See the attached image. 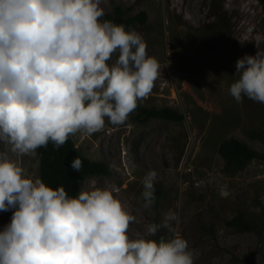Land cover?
Here are the masks:
<instances>
[{"label": "clouds", "instance_id": "9594fccd", "mask_svg": "<svg viewBox=\"0 0 264 264\" xmlns=\"http://www.w3.org/2000/svg\"><path fill=\"white\" fill-rule=\"evenodd\" d=\"M101 0H0V264H195L196 253L168 210L129 235L137 217L119 188L81 187L69 196L18 162L51 142L58 150L106 120L124 124L160 75L142 35L102 20ZM116 59L113 61V57ZM229 94L264 104V50L236 62ZM16 157L17 159H14ZM80 172L82 161L71 162ZM157 173L143 179L142 207L155 202ZM161 229L167 238L155 237Z\"/></svg>", "mask_w": 264, "mask_h": 264}, {"label": "rangeland", "instance_id": "374dc122", "mask_svg": "<svg viewBox=\"0 0 264 264\" xmlns=\"http://www.w3.org/2000/svg\"><path fill=\"white\" fill-rule=\"evenodd\" d=\"M100 7L104 14L115 7L126 16L146 14L133 29L159 61L160 75L138 107L171 109L183 120L142 122L135 110L124 124L106 120L99 132L70 136L81 156L108 171L86 176L79 190L117 186L137 217L132 238L168 210L177 212L174 227L195 251V264H264V104L247 97L237 103L229 94L237 60L264 50V0H101ZM229 138L257 154L231 173L218 154ZM18 162L39 177L37 153ZM150 170L157 173L155 202L144 209L142 179ZM239 214L256 230L228 226ZM11 217L0 212V231ZM169 235L161 229L151 238Z\"/></svg>", "mask_w": 264, "mask_h": 264}, {"label": "trees", "instance_id": "16d2710c", "mask_svg": "<svg viewBox=\"0 0 264 264\" xmlns=\"http://www.w3.org/2000/svg\"><path fill=\"white\" fill-rule=\"evenodd\" d=\"M102 20H110L116 24H122L128 29H133L136 25H144L146 14L140 12L135 16H126L120 7H115L111 14H104ZM137 118L144 122L149 119L159 118L167 121L180 122L183 116L171 109H145L137 107ZM260 138L264 142V135ZM218 154L224 161V169L227 172H235L250 160L257 157V154L246 144L237 139L229 138L223 141L218 147ZM39 164V178L48 186L58 188L63 186L69 196H76L79 193V185L86 176L107 175V168L99 162L90 161L81 156L71 138L58 150L50 142L47 147L37 150ZM264 157V154L261 155ZM78 157L82 161L80 172L74 171L71 162ZM6 213L12 215L13 210ZM228 226L234 227L241 232H253L255 225L244 220L243 215L239 214L227 222ZM264 227V222L263 225Z\"/></svg>", "mask_w": 264, "mask_h": 264}]
</instances>
